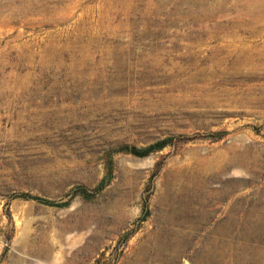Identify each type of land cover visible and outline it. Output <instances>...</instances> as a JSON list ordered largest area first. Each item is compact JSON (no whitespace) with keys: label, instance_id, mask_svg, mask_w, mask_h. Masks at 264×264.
<instances>
[{"label":"rangeland","instance_id":"374dc122","mask_svg":"<svg viewBox=\"0 0 264 264\" xmlns=\"http://www.w3.org/2000/svg\"><path fill=\"white\" fill-rule=\"evenodd\" d=\"M203 1L0 0V264H264V0Z\"/></svg>","mask_w":264,"mask_h":264},{"label":"trees","instance_id":"16d2710c","mask_svg":"<svg viewBox=\"0 0 264 264\" xmlns=\"http://www.w3.org/2000/svg\"><path fill=\"white\" fill-rule=\"evenodd\" d=\"M170 141H171V138L167 137V138H164L162 140H159L158 142H155L154 144L145 146L143 148L129 147L124 152L131 153V154L136 155V156H145V155H148L149 153H151L152 151H157L159 149H162L164 146L169 144ZM120 151H122V150H120ZM25 197H29V196L25 195ZM35 198L42 203H46V204L51 203V201L47 198H43V197H35Z\"/></svg>","mask_w":264,"mask_h":264},{"label":"bare ground","instance_id":"6f19581e","mask_svg":"<svg viewBox=\"0 0 264 264\" xmlns=\"http://www.w3.org/2000/svg\"><path fill=\"white\" fill-rule=\"evenodd\" d=\"M202 1V0H201ZM205 1V0H204ZM203 1V2H204ZM238 1V0H237ZM236 1V2H237ZM225 2V1H224ZM238 2H240V1H238ZM257 2H258V0H257ZM220 4V3H219ZM225 4V3H224ZM257 4V3H256ZM195 5V4H194ZM201 5V4H200ZM263 5V4H262ZM199 6V5H198ZM213 6V5H212ZM261 6V5H260ZM194 7V6H193ZM200 8V7H199ZM209 8V7H208ZM261 9H264V7H261ZM204 10V9H203ZM215 10V9H214ZM206 11V10H205ZM189 12V11H188ZM195 12V11H194ZM191 9H190V13H191V15L194 17L195 16V13H194ZM199 12V11H198ZM207 12V11H206ZM204 13V12H203ZM196 18V17H195ZM215 26V25H214ZM245 54V53H244ZM240 57V56H239ZM263 60V59H262ZM236 63V62H235ZM202 73V72H201ZM195 74V73H194ZM191 75V74H190ZM199 75V74H198ZM202 75V74H201ZM192 77V76H191ZM198 77V76H197ZM193 79V78H192ZM195 79V78H194Z\"/></svg>","mask_w":264,"mask_h":264}]
</instances>
